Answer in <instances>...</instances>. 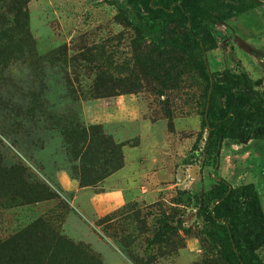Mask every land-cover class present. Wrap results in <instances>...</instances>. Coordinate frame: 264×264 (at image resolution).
<instances>
[{"label": "rangeland", "instance_id": "obj_1", "mask_svg": "<svg viewBox=\"0 0 264 264\" xmlns=\"http://www.w3.org/2000/svg\"><path fill=\"white\" fill-rule=\"evenodd\" d=\"M171 1L30 0L16 28L0 0V264H224L201 197L252 184L264 212V137L207 159L200 124L213 84L238 90L226 72L258 106L264 0L204 33L155 12ZM124 166L128 200L97 217L87 194Z\"/></svg>", "mask_w": 264, "mask_h": 264}, {"label": "trees", "instance_id": "obj_2", "mask_svg": "<svg viewBox=\"0 0 264 264\" xmlns=\"http://www.w3.org/2000/svg\"><path fill=\"white\" fill-rule=\"evenodd\" d=\"M29 1L10 0L8 4L16 28L26 26ZM144 5L151 11L147 3ZM256 5L247 0H172L164 5L165 11L155 12L162 13L170 22L175 21V15H181L191 29L204 33ZM226 74L228 79L238 81V90L232 93L213 84L200 113L201 128L207 133L203 148L207 159L218 155L224 141L237 143L264 137V93L255 92L258 106H245L241 86L248 78ZM198 216L203 220L205 236L224 264H260L256 250L264 243V212L252 184L232 188L218 182L201 197ZM161 237L157 234L155 239Z\"/></svg>", "mask_w": 264, "mask_h": 264}, {"label": "crops", "instance_id": "obj_3", "mask_svg": "<svg viewBox=\"0 0 264 264\" xmlns=\"http://www.w3.org/2000/svg\"><path fill=\"white\" fill-rule=\"evenodd\" d=\"M125 168L126 166L122 167V169L118 170L104 180L105 190L103 192L98 194H87V201L92 209V212L97 217L104 216L116 210L128 200L124 187L122 185L114 186L112 184V180L120 175V173L123 174ZM138 179V177H134V199L137 198L136 196L139 191ZM60 183L68 190H73L77 185L76 181L69 180L64 176L60 177Z\"/></svg>", "mask_w": 264, "mask_h": 264}]
</instances>
